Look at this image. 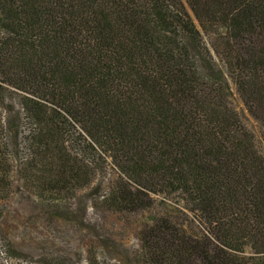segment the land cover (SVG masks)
I'll use <instances>...</instances> for the list:
<instances>
[{"label": "trees", "instance_id": "obj_1", "mask_svg": "<svg viewBox=\"0 0 264 264\" xmlns=\"http://www.w3.org/2000/svg\"><path fill=\"white\" fill-rule=\"evenodd\" d=\"M235 96L264 129V0H0V201L18 181L50 211L160 205L145 264H264V154Z\"/></svg>", "mask_w": 264, "mask_h": 264}, {"label": "rangeland", "instance_id": "obj_2", "mask_svg": "<svg viewBox=\"0 0 264 264\" xmlns=\"http://www.w3.org/2000/svg\"><path fill=\"white\" fill-rule=\"evenodd\" d=\"M235 105L244 112L264 154V129L245 113L238 96ZM102 183L99 193L104 192L106 183ZM97 198L95 193L83 192L69 211H50L16 181L9 202L0 201V264H43L50 257L68 264H88L92 255H96L92 261L97 264H145L138 258V237L162 207L157 205L151 213L121 216L93 207Z\"/></svg>", "mask_w": 264, "mask_h": 264}]
</instances>
